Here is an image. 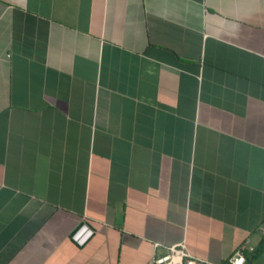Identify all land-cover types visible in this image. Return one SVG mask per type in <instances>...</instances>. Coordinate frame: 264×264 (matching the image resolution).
I'll list each match as a JSON object with an SVG mask.
<instances>
[{"label": "crops", "instance_id": "0c3cea01", "mask_svg": "<svg viewBox=\"0 0 264 264\" xmlns=\"http://www.w3.org/2000/svg\"><path fill=\"white\" fill-rule=\"evenodd\" d=\"M182 242L264 264V0H0V264Z\"/></svg>", "mask_w": 264, "mask_h": 264}, {"label": "built area", "instance_id": "2783aa9c", "mask_svg": "<svg viewBox=\"0 0 264 264\" xmlns=\"http://www.w3.org/2000/svg\"><path fill=\"white\" fill-rule=\"evenodd\" d=\"M94 234V229H92L87 224H82L79 228L75 230L73 233V238L78 244L83 245L86 243L91 236ZM254 251L255 248L253 246H249L248 243L242 244L235 253L229 258V260L225 264H244L246 261V251ZM155 264H211L210 262H206L195 255H193L185 243H179L177 245L168 246L167 255L162 258V260H158Z\"/></svg>", "mask_w": 264, "mask_h": 264}, {"label": "trees", "instance_id": "16d2710c", "mask_svg": "<svg viewBox=\"0 0 264 264\" xmlns=\"http://www.w3.org/2000/svg\"><path fill=\"white\" fill-rule=\"evenodd\" d=\"M253 252V251H252Z\"/></svg>", "mask_w": 264, "mask_h": 264}]
</instances>
